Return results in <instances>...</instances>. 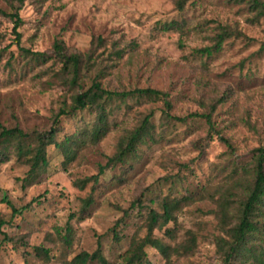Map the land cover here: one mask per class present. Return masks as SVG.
Masks as SVG:
<instances>
[{"label":"rangeland","instance_id":"obj_1","mask_svg":"<svg viewBox=\"0 0 264 264\" xmlns=\"http://www.w3.org/2000/svg\"><path fill=\"white\" fill-rule=\"evenodd\" d=\"M0 8L6 11L0 13V121L30 132L48 130L62 99L71 94L58 72L61 62L37 63L24 56L13 32L14 9L8 0H0ZM20 14L21 46L52 53L60 40L69 53L93 52L85 89L97 77L109 89H162L170 94L171 113L188 118L168 123L162 100L131 97L115 107L106 136L80 144L71 161L49 146L48 168L32 184L23 180L29 165L12 155L0 165V219H11L12 205L24 212L18 225L1 226L0 264H42L37 245L51 249L50 264H66L100 244L109 264H124L121 255L132 238L147 233L149 209L160 210L163 199L191 193L195 200L178 210L177 221L154 233L173 247L194 234V247L174 250L167 258L150 245L140 264H223L215 199L223 189L240 188L243 166L253 164L264 147V15L257 19L250 4L232 0H188L181 10L175 0H25ZM220 24L244 35L227 38L212 54L199 52L214 45ZM151 110L157 141L141 144L139 157L126 170L107 167L97 185L74 184L99 173L121 136ZM192 113H211V118ZM94 120L89 111L62 118L59 138L90 128ZM89 195L94 202L82 212ZM138 199L142 204L133 207ZM120 219L116 237L113 228ZM67 226L72 228L69 244L62 238ZM4 231L29 244L4 239Z\"/></svg>","mask_w":264,"mask_h":264},{"label":"trees","instance_id":"obj_2","mask_svg":"<svg viewBox=\"0 0 264 264\" xmlns=\"http://www.w3.org/2000/svg\"><path fill=\"white\" fill-rule=\"evenodd\" d=\"M14 9L11 16L15 19L13 32L15 33L16 43L20 47L22 54L29 57L31 61L40 63L47 62L54 58L61 62V68L58 71L66 89L71 92L70 98L67 94L62 99L61 106L56 111L53 124L45 131H26L20 126L8 127L0 121V165L14 155L18 161L29 165L26 176L23 180L27 184H32L48 168V149L54 145L59 149L66 161H71L77 153L80 144L86 143L87 140L98 142L113 128L110 121V115L114 112L116 106L121 103L128 104L129 98H148L150 100H162L164 102L163 116L170 123L186 121L188 116H181L171 113L172 103L168 91L154 87H134L131 89H109L103 86L99 77L93 79L92 84L85 89L83 78L86 71L90 70L93 60V52L87 56L80 53H69L60 40L54 44L52 53L47 51L33 50L21 46V31L19 27L23 22L20 14L21 6L25 0H18L20 5H16L15 0H8ZM188 0H175L178 9H184ZM236 2H247L251 8L256 11V18L264 15V0H232ZM0 13H6L0 8ZM173 26V25H169ZM176 26L183 28V24L176 22ZM241 36L244 32L238 28L229 25L220 24V31L215 37V43L211 46H205L198 49L202 54H212L215 50H220L224 41L231 36ZM98 44L103 39L98 37ZM264 49V43L262 45ZM121 56L120 51H116ZM57 72V73H58ZM70 99V101H69ZM117 101V102H116ZM89 111L95 114V120L90 128L80 129L72 134L59 138L61 132L62 118H73L81 112ZM201 116L204 113H192L190 116ZM154 111L144 115L141 122L132 129H127L118 141L116 151L109 156L106 166H101L99 173L92 176L76 179L74 184L84 188L89 181L97 185L101 175L107 167L121 166L123 169L129 167L139 157L141 144L157 141V135L154 122ZM208 119L211 113H206ZM228 141V139H226ZM229 143V141H228ZM244 177L238 179L239 189L228 187L221 190L217 199H215L216 216L218 217V227L220 234L216 242L218 252L222 257L223 264H264V147L258 148V154L255 155L253 164L243 166ZM195 200L193 194H184L173 198H165L161 202L162 208H150L147 215V233L144 236H134L129 247L122 253L121 258L124 264H140L147 257V246H154L160 250L167 258L171 252L180 248L191 250L196 244V236L191 234L188 243H180L178 246H171L161 238L155 236L156 227H164L170 221H177V212L185 204ZM12 205L11 201H7ZM94 197L89 195L84 198L82 212H88L89 207L93 204ZM138 199L133 202V207L141 203ZM142 204V203H141ZM11 219H0V229L5 223L18 225L23 217L24 208L13 206ZM128 211H126V214ZM123 220V219H122ZM122 220L117 221L114 227L115 236L118 237L119 226ZM166 232L173 236L174 230L167 228ZM4 239H10L13 242H21L28 245L27 239H13L4 231ZM62 236V235H61ZM63 240L69 244L72 238V228L67 226V232L62 236ZM36 255L43 261L42 264H50L54 255L51 249L44 245L34 247ZM97 259L101 264H109L105 257L101 244L98 249L91 253L83 250L77 253L72 259L67 260L66 264H88L91 260Z\"/></svg>","mask_w":264,"mask_h":264}]
</instances>
